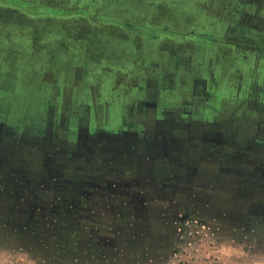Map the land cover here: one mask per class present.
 <instances>
[{
    "label": "rangeland",
    "instance_id": "1",
    "mask_svg": "<svg viewBox=\"0 0 264 264\" xmlns=\"http://www.w3.org/2000/svg\"><path fill=\"white\" fill-rule=\"evenodd\" d=\"M5 88L15 115L27 103L37 108L43 131L1 134L3 173L31 183L61 167L62 179L92 188L99 142H87L94 153L66 159L78 151L76 132L105 128L97 139L111 149L125 123L176 139L165 154L180 164L166 170L195 198L159 203L170 206L164 217L178 213L155 248L126 244L108 215L69 224L30 215L0 174V264H264V0H0ZM209 89L215 96L205 101ZM131 150L121 154L126 169L139 167L124 161ZM82 160L92 161L85 170ZM188 178L199 184H183Z\"/></svg>",
    "mask_w": 264,
    "mask_h": 264
},
{
    "label": "flooded vegetation",
    "instance_id": "2",
    "mask_svg": "<svg viewBox=\"0 0 264 264\" xmlns=\"http://www.w3.org/2000/svg\"><path fill=\"white\" fill-rule=\"evenodd\" d=\"M118 24L121 26H130L129 22H122ZM132 29L138 30L139 28L135 27ZM164 78L171 81V78L167 75H165ZM211 90L203 94L205 101H212V98L215 96V92ZM14 98V95L7 88L0 91V136L2 133H4V135H9L11 138L14 136L17 138L22 136V134H25V132L30 133L31 135L39 136L43 129L42 125L38 123V120L35 117L37 108L30 105L29 103L23 105L20 111L21 115L18 114L19 118L16 119L15 117L18 115H15V113L12 111L13 108H11L13 101L15 100ZM251 101L253 100L250 99V102ZM201 111L202 110H198L199 116L196 118L200 119V121L202 119V125L209 124V119L200 115L199 112ZM65 122L68 126V121L65 120ZM102 129L105 130V128L100 129L84 125L80 126L75 136V139L78 140V144L76 145L77 147L75 149L78 151L67 150L68 153L65 155L66 159H71L72 155L81 156L83 158L84 155H79V153L84 152L86 155L94 153L93 151H88L89 148L87 142H93V140L99 142L96 145L97 152L95 153L97 155V158L95 159V173L99 175V179L97 182L93 183L94 188L92 189V193L88 194L84 192L81 194L79 190L75 188L77 186V182L74 183L71 180L65 179L67 180L65 181L62 179V174L60 173L61 167H56L54 171H49L47 173L44 171H40L38 174L34 173L37 175H33V177L30 179L32 185L35 184L33 186L36 187L33 191L29 189V185H31V183H28L25 178H22L20 175H18L16 173L17 171L15 170H5L4 173L0 170V174L3 175L4 178L1 182H3L4 186L8 187L11 191H17L13 197L16 200L26 201L29 200L28 198L30 196L31 201L39 200L46 205L52 204V202H61L60 206L63 207L62 211L64 215L61 213V211L55 212L51 210L50 208L54 205H51V207L48 206L49 208H46L43 211L41 210L45 207L42 205H28L31 207V209L28 210L30 215H37V217L40 218L48 217L47 223H56L58 222V219H65L63 223L69 224L71 222L70 218L73 215L67 207L68 203L71 200H75L79 196L83 198L89 197L91 199H95L97 201L103 202V205L105 203H114L119 209L117 213H114V215H112L111 218L108 217V219L111 220L113 225L117 226L119 231L122 229L124 230L121 232V235L123 236L122 240L126 242V244H135L137 242H142L143 240H150L151 244L157 248V246L160 245L158 243L163 242L162 240L166 238L169 239L170 232L173 228V222H171L173 220L172 216L175 213H178L177 210L175 211L172 209V216H170V218H167V216L164 217L163 213L169 210L168 207L170 206L167 204H163L161 206L159 203H164L163 201H167L168 203H171L172 207L170 208H173L172 202L176 200L190 201L195 198L194 194L192 193L180 192L177 185L172 183V180H179V175L171 174L166 170L167 165L176 166L180 164L177 163V161H179L177 157L174 155L167 156L165 154V143L169 140L170 142L168 143L175 144L176 139L172 138V136H169L167 139L166 136L162 134L159 135V138H156L154 135L147 136L145 135V132H135L132 130V128L123 123L122 126L117 128L113 133L116 138L121 140L119 142L116 141V143L110 149L108 143L100 142V140L98 141L97 139V137L102 135ZM202 139H204V137H202ZM209 140L214 142L217 141L216 139ZM136 142H142L143 148L136 146L133 147ZM127 145L131 146V151L134 152L132 153L129 151V153L131 152L130 154L132 157H125L124 161L128 163L135 161V163L139 165V167H136V171L135 167L126 169L120 162V158L122 157L121 154L125 151ZM79 149H81V151H79ZM170 150L176 149L171 147ZM127 153L128 152H126V154ZM46 158H48L49 161L51 159L49 155H47ZM45 160V158L43 160L42 156L43 165H39L44 167ZM91 162L92 161L89 160H82L85 168L82 167L80 163L79 168H84L85 170L87 168L86 166H88ZM39 165L37 167L40 169ZM0 166L7 167L9 164H4L0 157ZM178 167H181V165ZM224 168L226 169V167ZM61 170L64 172L63 169ZM227 170L228 169L220 173V175H228ZM181 174L188 175V173L183 172ZM46 184H52L53 187L61 186L62 184L64 185L63 187L68 191L63 194L50 193L48 190L45 191L43 188ZM82 184H85L83 180ZM183 184L196 185L199 184V182L196 180V178H188L186 183L183 181ZM209 184H213V182ZM157 207L158 209H156ZM37 211H40V213L36 214ZM157 212L162 214L158 215ZM105 215L106 214H103L102 217L105 218ZM108 233L110 234L109 231ZM109 234H107L108 237L102 236V238L106 239L105 243L110 245V243L113 241V238L109 236Z\"/></svg>",
    "mask_w": 264,
    "mask_h": 264
},
{
    "label": "trees",
    "instance_id": "3",
    "mask_svg": "<svg viewBox=\"0 0 264 264\" xmlns=\"http://www.w3.org/2000/svg\"><path fill=\"white\" fill-rule=\"evenodd\" d=\"M33 185H35V184H33ZM33 185L32 184L29 185V189L32 191L36 188ZM63 186L64 185L61 184V186L53 187L52 184H46L43 188L45 189V191L48 190V192H50V193L63 194V193L68 191ZM75 188L77 190H79V192L81 194H83L84 192L90 194L93 192L92 189L94 187L91 188L87 184L79 183V185H77ZM40 190H42V189H40ZM40 192H42V191H40ZM74 192H75V189H74ZM28 199L29 200L24 201V202H27L26 206H28L29 204L42 205L45 207L44 209L42 208L41 211H43L46 208H49L48 206L51 207V205H54L50 209L55 211V212L61 211V213L64 215V213L62 211L63 207L60 206L61 202H52V204L46 205L45 203H42L39 200L31 201L30 196ZM21 201L23 202V200H21ZM63 205H65V204H63ZM99 205H101V206H99ZM67 207L71 211V214L73 215L70 218L71 222L79 221L81 219L87 220V217H97V214H101L100 216H102L103 214H106V215H108V217L111 218V216L114 215V213H117V211L119 209L118 207H116V205L114 203H111V204L105 203L103 205V202L97 201L95 199H91L89 197L83 198L81 196L77 197L75 200L69 201ZM101 208H102V210H101ZM26 209L29 210V209H31V207L28 206V208H26ZM35 209H38V208H35ZM38 213H40V211L39 212L37 211L36 214H38ZM87 222L89 223V225L101 226L100 223H92L90 221H87ZM121 231H124V230L122 229Z\"/></svg>",
    "mask_w": 264,
    "mask_h": 264
}]
</instances>
